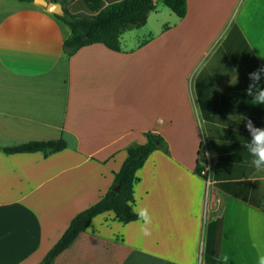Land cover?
Segmentation results:
<instances>
[{"label": "crops", "instance_id": "obj_1", "mask_svg": "<svg viewBox=\"0 0 264 264\" xmlns=\"http://www.w3.org/2000/svg\"><path fill=\"white\" fill-rule=\"evenodd\" d=\"M79 3L96 2L69 1L66 9ZM186 5L174 23L198 35L207 54L181 101L172 88L160 89L174 84L161 74L159 40L171 29L162 0L143 27L121 34L119 52L95 44L71 56L62 47L70 32L53 14L0 0V149L61 136L67 142L48 156L0 150V264L40 263L73 217L111 188L126 149L149 132L166 142L135 173L132 207L147 210L149 235L144 221L122 224L106 212L53 264H204L207 257L260 264L264 172L251 166L246 145L248 121L264 129V106L237 96L264 65V0ZM139 32L154 33L151 44L128 46ZM207 158L209 182L197 171Z\"/></svg>", "mask_w": 264, "mask_h": 264}, {"label": "trees", "instance_id": "obj_2", "mask_svg": "<svg viewBox=\"0 0 264 264\" xmlns=\"http://www.w3.org/2000/svg\"><path fill=\"white\" fill-rule=\"evenodd\" d=\"M33 2V0H18ZM59 2L63 6L67 0H50ZM74 1V0H69ZM177 18L183 19L186 15V0H162ZM94 6L83 7L80 3L73 4L69 9H63V15L54 17L66 26L70 32L69 37L63 43V51L71 56L79 49L100 44L105 48L119 52L120 36L125 30L138 29L147 22L148 14L155 9L153 0H113L105 5L101 0H95ZM82 8V9H81ZM81 10H84L81 12ZM264 67L260 65L259 69ZM264 84V80L261 81ZM237 100H251L246 93L238 95ZM206 136L212 148H216L212 141V133L205 130ZM67 148L64 137L48 141H30L22 144L3 147L0 150L6 155L42 153L44 156L59 153ZM166 149V142L157 133H146L143 143L132 144L126 149V158L117 172L113 174L111 188L87 209L76 214L70 221L61 237L55 245L46 253L38 264H53L55 258L66 250L84 232L91 220L96 216L112 212L120 223L128 224L139 219L133 210V186L135 173L140 169L150 154ZM203 144L199 150H201ZM204 167V166H203ZM203 167L198 166V174L201 176ZM202 177V176H201ZM203 178V177H202ZM117 186V191L113 188ZM264 213V201L261 205ZM204 264H223L212 258H206Z\"/></svg>", "mask_w": 264, "mask_h": 264}, {"label": "rangeland", "instance_id": "obj_3", "mask_svg": "<svg viewBox=\"0 0 264 264\" xmlns=\"http://www.w3.org/2000/svg\"><path fill=\"white\" fill-rule=\"evenodd\" d=\"M69 0L66 1L63 8H67ZM166 25L171 27L169 38H160L159 57L161 63V74L170 75L174 78V84L161 83V92H165L168 89H173L179 93L180 100L184 98L185 90L190 91L191 85L195 82L200 73V68L203 60L206 57L205 45L200 41L198 35L190 32H185L184 27L174 22H178L176 18L169 10L165 12ZM176 22V23H177ZM155 33V31H153ZM152 35L149 36L146 32H139L138 37L127 42L128 46L135 44L139 41H150L151 44ZM149 36V37H148ZM130 37V36H129ZM128 39V38H127ZM171 84V82H170ZM161 118L164 116L161 114ZM203 154L204 148L201 150ZM205 155V153H204Z\"/></svg>", "mask_w": 264, "mask_h": 264}, {"label": "clouds", "instance_id": "obj_4", "mask_svg": "<svg viewBox=\"0 0 264 264\" xmlns=\"http://www.w3.org/2000/svg\"><path fill=\"white\" fill-rule=\"evenodd\" d=\"M264 67L249 74V85L246 94L251 97L254 105L264 106ZM158 123H163L159 120ZM247 129L251 134V141L247 142V150L252 157L251 166L256 172H264V129L255 128L251 121L247 123ZM139 219L144 221L141 231L144 235H149L146 225L151 223L150 217L146 209L138 212ZM260 264H264V256L260 257Z\"/></svg>", "mask_w": 264, "mask_h": 264}, {"label": "water", "instance_id": "obj_5", "mask_svg": "<svg viewBox=\"0 0 264 264\" xmlns=\"http://www.w3.org/2000/svg\"><path fill=\"white\" fill-rule=\"evenodd\" d=\"M157 0H153V2H156ZM33 3L37 6L42 7L45 9L47 13L62 16L63 15V7L62 4L59 2H52L50 0H33ZM113 191H117V186L113 188Z\"/></svg>", "mask_w": 264, "mask_h": 264}, {"label": "built area", "instance_id": "obj_6", "mask_svg": "<svg viewBox=\"0 0 264 264\" xmlns=\"http://www.w3.org/2000/svg\"><path fill=\"white\" fill-rule=\"evenodd\" d=\"M209 169H210V161L209 159H205L204 167L201 170V176L205 179L206 182H209Z\"/></svg>", "mask_w": 264, "mask_h": 264}]
</instances>
